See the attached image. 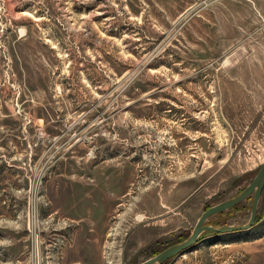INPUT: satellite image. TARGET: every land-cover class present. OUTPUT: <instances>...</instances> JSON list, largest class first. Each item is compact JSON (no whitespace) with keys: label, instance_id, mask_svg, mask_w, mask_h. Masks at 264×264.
I'll return each instance as SVG.
<instances>
[{"label":"rangeland","instance_id":"rangeland-1","mask_svg":"<svg viewBox=\"0 0 264 264\" xmlns=\"http://www.w3.org/2000/svg\"><path fill=\"white\" fill-rule=\"evenodd\" d=\"M263 161L264 0H0V264H139ZM260 199L165 264H264Z\"/></svg>","mask_w":264,"mask_h":264},{"label":"water","instance_id":"water-1","mask_svg":"<svg viewBox=\"0 0 264 264\" xmlns=\"http://www.w3.org/2000/svg\"><path fill=\"white\" fill-rule=\"evenodd\" d=\"M257 175L253 181L242 190L240 194L235 197L227 199V201L221 202L219 204L213 205L206 211L201 214L197 224L191 231V234L184 239L182 242L169 245L168 248L154 255V257L148 258L139 264H165L170 258L176 257L188 249L192 248L198 243V239L205 232H219V233H228V232H239L246 229H249L254 226L258 217V207L261 201V196L264 192V161L258 168ZM253 195V205L251 209L250 220L243 225H209L207 224L208 220L213 217V215L227 211L230 208H233L242 201Z\"/></svg>","mask_w":264,"mask_h":264},{"label":"crops","instance_id":"crops-1","mask_svg":"<svg viewBox=\"0 0 264 264\" xmlns=\"http://www.w3.org/2000/svg\"><path fill=\"white\" fill-rule=\"evenodd\" d=\"M94 234H95V233H94ZM99 234H100V235H99V238H100V240H101L102 235H103V234H102V229H100ZM88 237H89V236H88ZM90 239H92V237H90ZM93 239H94V238H93ZM93 239H92V240H93ZM76 242H78V240H77ZM79 242H80V244L82 245V248L85 247V249H86V245H85V243L82 242V238H80ZM95 243H96V242H95ZM96 244H97V243H96ZM84 245H85V246H84ZM92 245H93V244H92ZM96 246H97V245H96ZM77 248H78V246H77L74 250L77 251V252H79V250H78ZM92 250H94V249H92Z\"/></svg>","mask_w":264,"mask_h":264},{"label":"trees","instance_id":"trees-1","mask_svg":"<svg viewBox=\"0 0 264 264\" xmlns=\"http://www.w3.org/2000/svg\"><path fill=\"white\" fill-rule=\"evenodd\" d=\"M238 206V205H237ZM236 207V206H235ZM211 233H213V232H211ZM201 237H202V235H201ZM201 237L198 239V240H200L201 239ZM168 262V261H167ZM167 262H165V263H167Z\"/></svg>","mask_w":264,"mask_h":264}]
</instances>
